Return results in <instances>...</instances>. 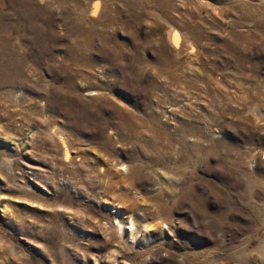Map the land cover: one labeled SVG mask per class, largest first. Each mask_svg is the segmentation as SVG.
<instances>
[{
	"label": "rangeland",
	"instance_id": "1",
	"mask_svg": "<svg viewBox=\"0 0 264 264\" xmlns=\"http://www.w3.org/2000/svg\"><path fill=\"white\" fill-rule=\"evenodd\" d=\"M93 1L0 0V264H264V0Z\"/></svg>",
	"mask_w": 264,
	"mask_h": 264
},
{
	"label": "bare ground",
	"instance_id": "2",
	"mask_svg": "<svg viewBox=\"0 0 264 264\" xmlns=\"http://www.w3.org/2000/svg\"><path fill=\"white\" fill-rule=\"evenodd\" d=\"M106 8V7H105ZM103 10V6L101 4V2L99 0H94L92 3V7H91V15H98L99 13H101ZM167 24V23H166ZM11 32V31H10ZM166 40H169L170 44L173 46V48L175 49V51H177L178 53H180L181 51H183V46H184V41L183 38L180 34V32L178 31V29H176L174 26H169L166 30ZM188 42V50L190 52L194 51V45L193 43H189ZM57 128V127H56ZM59 128V127H58ZM52 133H54V135H56V137L63 143L64 145V141H63V137L61 135V133L57 132L59 131L58 129H53L51 128ZM60 129V128H59ZM57 130V131H56ZM64 147V151L63 154L65 158H68L67 156V150L66 147ZM69 149V148H67ZM124 165V164H122ZM102 168V167H101ZM124 170H127V167L125 166ZM100 173H104L103 169H99ZM114 229L116 230V232L118 233V235L120 237L125 236V234L127 233V230H130V234L129 236H131V239L134 241H136V237L132 236L133 234V230H134V222L131 218H128L127 221L125 223H122L120 220L116 219L115 223H114ZM127 235V234H126Z\"/></svg>",
	"mask_w": 264,
	"mask_h": 264
}]
</instances>
